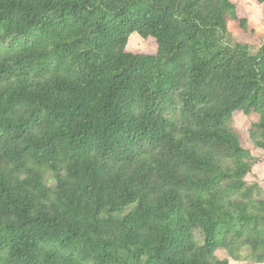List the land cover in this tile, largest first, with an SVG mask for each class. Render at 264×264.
Here are the masks:
<instances>
[{"label": "trees", "instance_id": "obj_1", "mask_svg": "<svg viewBox=\"0 0 264 264\" xmlns=\"http://www.w3.org/2000/svg\"><path fill=\"white\" fill-rule=\"evenodd\" d=\"M230 21L232 0H0V264H264L229 126L258 115L264 152V40Z\"/></svg>", "mask_w": 264, "mask_h": 264}, {"label": "rangeland", "instance_id": "obj_2", "mask_svg": "<svg viewBox=\"0 0 264 264\" xmlns=\"http://www.w3.org/2000/svg\"><path fill=\"white\" fill-rule=\"evenodd\" d=\"M237 5L244 8L248 16V27L246 31H242L232 21L228 23L229 34L226 42L229 44L243 43L249 45L252 49H257L264 40V4L260 5L256 0H232ZM127 49L130 51L145 50L146 43L137 35H132L128 41ZM260 120L258 115H251L245 117L244 115L235 116L229 123V126L236 129L247 147L250 146L248 131L255 127ZM227 260L225 253L217 251L212 260L222 261ZM229 260L231 258H228ZM242 264H256L251 258L248 257V252L243 249L241 251ZM236 264H240L236 263Z\"/></svg>", "mask_w": 264, "mask_h": 264}, {"label": "crops", "instance_id": "obj_3", "mask_svg": "<svg viewBox=\"0 0 264 264\" xmlns=\"http://www.w3.org/2000/svg\"><path fill=\"white\" fill-rule=\"evenodd\" d=\"M248 148L250 150L251 156L253 158L252 160L254 162L253 172L260 180V184L262 188L261 194L264 199V152L259 149H256L252 144H250ZM239 262L240 264H242L241 258L239 260L228 259L229 264H236Z\"/></svg>", "mask_w": 264, "mask_h": 264}]
</instances>
